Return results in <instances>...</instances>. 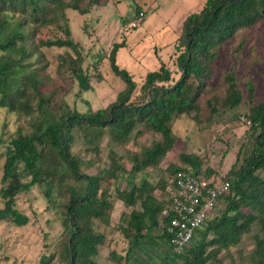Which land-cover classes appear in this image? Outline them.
I'll use <instances>...</instances> for the list:
<instances>
[{"label": "trees", "instance_id": "trees-1", "mask_svg": "<svg viewBox=\"0 0 264 264\" xmlns=\"http://www.w3.org/2000/svg\"><path fill=\"white\" fill-rule=\"evenodd\" d=\"M97 2L0 0V110L6 117L26 120L7 138L0 137V222L26 225L30 217L17 200L37 186L62 226L54 249L43 252L38 264L54 260L103 264L97 256L106 235L96 229V223L111 225L115 203L120 201L126 209L114 226L132 244L123 254L110 250L108 259L129 264L130 250L142 240L155 237L171 247L160 212L170 200V180L179 171H188L213 182L228 180L230 191L218 199L223 204L221 212L206 219L186 250L174 252L177 261L172 264H227L226 259L234 261V250L244 236L253 231L255 248L247 254L241 249L235 253L243 264H264V96L254 100L252 83L245 84L244 116L249 125L235 161L222 177L211 167L203 168L204 158L192 152L179 153V163H170L155 180L148 176V170L159 166L178 140L172 129L175 118L189 115L197 121H210L244 102L233 70L215 84L216 66L241 32L262 22L264 0H204L180 25L174 44L176 71L160 61L140 83L117 63V51L125 43H113L108 53L110 69L124 86L107 106L80 112L58 100L55 92L43 89V71L48 65L43 49L62 48L56 61L64 80L74 82L82 92L92 89L67 10L86 14ZM140 11L145 12L134 5L135 14ZM56 31L62 36L53 34ZM243 43L230 47L233 56H238ZM145 131L155 132L161 139L124 156L130 170L141 176L129 189L113 184L125 172L124 157L114 149L108 153L109 165L95 173L82 170L89 160L73 150L80 140L82 152L98 155L104 137L111 144H125Z\"/></svg>", "mask_w": 264, "mask_h": 264}, {"label": "rangeland", "instance_id": "rangeland-1", "mask_svg": "<svg viewBox=\"0 0 264 264\" xmlns=\"http://www.w3.org/2000/svg\"><path fill=\"white\" fill-rule=\"evenodd\" d=\"M204 0H98L86 14L67 10L73 39L78 42L84 55V65L88 67L92 89L80 91L77 84L64 80L57 67V55L62 48L43 49L48 60L44 72L43 89L55 92L58 100L63 99L69 107L80 112L105 107L112 102L122 89L124 83L110 69L108 53L113 43L124 42L116 54L117 63L132 73L140 83L144 75L157 69L160 61L176 71L174 64V44L179 35L180 25L190 12L200 9ZM139 4L144 12L141 24L132 27L136 14L134 5ZM53 34L61 35V32ZM243 40L238 56H233L230 47ZM228 50L223 51L216 66V81L229 70L236 73L242 86L244 102L235 110L225 109L210 121L194 120L189 115H181L172 123L173 132L178 136L175 146L159 166L150 168L148 176L155 180L170 163H179L181 152L197 153L205 160L203 168L211 167L218 177L230 168L235 161L236 152L244 139L248 128L245 122L248 91L247 82L253 84L254 100L264 96V19L260 24L240 33ZM232 67V68H230ZM179 73L174 74L178 78ZM219 92L213 90V93ZM238 117H240L238 119ZM26 120L16 116L6 117L0 110V137L7 138L18 126L25 125ZM161 139L152 131H145L139 136H132L125 144H111L107 137L100 141V152L84 153L82 142L78 140L73 150L79 152L82 159L89 163L82 167L87 173H95L109 165L108 153L112 148L123 157L131 150H138L151 141ZM1 152V145H0ZM2 160L0 158V166ZM125 167L123 175L114 185L129 189L140 181L131 164L124 157L121 161ZM157 194L160 192L157 190ZM18 207L30 217L24 226H15L9 222H0V264H38L43 252L53 250L62 230L58 215L47 206L40 189L33 186L28 192L19 195ZM125 205L116 201L112 213L111 225L96 223V229L106 235V242L99 247L97 259L103 264H117L108 259L110 250L125 253L132 241L124 239L115 228ZM223 204L216 203L212 214L221 212ZM211 214V215H212ZM210 215V216H211ZM254 231L246 234L234 250L233 259H226L227 264H243L235 251L241 249L243 254L255 248ZM199 238H195L197 241ZM177 261L172 247L164 240L152 237L142 240L130 250L129 264H172ZM52 264H61L54 260Z\"/></svg>", "mask_w": 264, "mask_h": 264}, {"label": "built area", "instance_id": "built-area-1", "mask_svg": "<svg viewBox=\"0 0 264 264\" xmlns=\"http://www.w3.org/2000/svg\"><path fill=\"white\" fill-rule=\"evenodd\" d=\"M143 18L144 13L140 11L132 27L141 24ZM168 190L170 200L160 212V222L171 236L172 250L179 253L189 247L218 199L230 191V182H213L188 171H179L170 180Z\"/></svg>", "mask_w": 264, "mask_h": 264}]
</instances>
